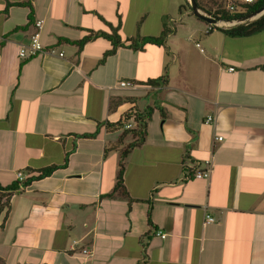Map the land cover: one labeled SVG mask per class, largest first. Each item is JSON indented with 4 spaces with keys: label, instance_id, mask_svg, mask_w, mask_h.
I'll use <instances>...</instances> for the list:
<instances>
[{
    "label": "crops",
    "instance_id": "obj_1",
    "mask_svg": "<svg viewBox=\"0 0 264 264\" xmlns=\"http://www.w3.org/2000/svg\"><path fill=\"white\" fill-rule=\"evenodd\" d=\"M25 1L0 0V185L52 168L18 183L0 209V258L264 264V29L207 30L210 23L179 10L185 0L15 5ZM36 19L44 49L22 59L18 48ZM116 25L121 40L169 33L163 44L118 46L103 58L111 42L94 34ZM147 107L144 141L123 161L127 196L112 193L120 151L132 140L120 135L136 124L110 125ZM207 164L208 177L192 178ZM205 214L215 220L204 223Z\"/></svg>",
    "mask_w": 264,
    "mask_h": 264
},
{
    "label": "trees",
    "instance_id": "obj_2",
    "mask_svg": "<svg viewBox=\"0 0 264 264\" xmlns=\"http://www.w3.org/2000/svg\"><path fill=\"white\" fill-rule=\"evenodd\" d=\"M194 2L198 9H200L201 11H203L204 13H206L207 15L215 19L224 20V21H230V20L235 19V20L241 21L239 23L233 24L226 28H220V30H222L227 35L246 36V35L259 32L264 29V13H262L260 16H258L257 18L249 22L246 21L250 16L257 13L264 6V0H253V1L251 0L250 2H244L242 5V9L238 11L228 10V9H223V8L221 9L209 8L205 2H202V0H194ZM210 3L214 4L215 2L211 0ZM15 5H29V0L25 2H17L15 3ZM186 9L192 13L191 7L187 0H185L184 3H182L179 6V10H186ZM168 33H169V29L164 27L158 36H143V37L134 36L131 38H126L124 40H121L120 36L117 33V25H116L115 27H111L110 32H98L97 34H94V35L103 36L107 38L108 40H110L111 42V48L108 49L104 53L103 55V58H104L106 55L112 53L115 50V48L118 46H124V47L136 50V49L142 48L147 43L156 44V45L163 44ZM91 36L92 35L84 36L82 39L76 41V44L79 47H81L83 43L87 41ZM103 58L101 59V61L103 60ZM148 83H155V80H150ZM129 112L124 113L121 120L115 123H112L110 125L111 128L118 129L123 126V123L129 121L131 118L133 122H135L136 124L134 128L123 130L122 134L120 135L123 137L126 134H128L131 136V139H132L129 143H127L124 147H122L120 151L118 168H117V172L115 176V183L112 189V193H118L123 196H127V193L123 185V179H122L123 171H124L123 161L127 153L130 151V149L140 145L144 141L145 120L150 117L151 108L147 107L144 109L143 112H138L136 110L134 111L130 110ZM51 168L52 167L42 169L37 174L25 177L20 182L16 180V183L14 184H9L7 186L0 185V209H2L3 207H8V199L10 196V192L18 188V183L20 184V186H26L32 180L48 175L51 171ZM147 220L150 223L149 217ZM0 264H6L2 258H0Z\"/></svg>",
    "mask_w": 264,
    "mask_h": 264
},
{
    "label": "built area",
    "instance_id": "obj_3",
    "mask_svg": "<svg viewBox=\"0 0 264 264\" xmlns=\"http://www.w3.org/2000/svg\"><path fill=\"white\" fill-rule=\"evenodd\" d=\"M251 0H243V3L244 2H250ZM228 7L230 9H232V6H229ZM238 22H241V21H238V20H230V21H223V20H220V21H217L213 24H209L208 26V29L207 30H210L212 28H215L217 26H231L233 24H236ZM34 25V30L33 32L31 33V35L29 36V40L26 44H23V45H20L19 48H18V51H17V55L18 57L20 58H28V57H31V56H34L36 55L37 53H40L43 51L44 47L42 46V44L40 43L39 41V34H40V29L42 27V20L41 19H36L33 23ZM6 39L5 38H2L0 37V45L3 41H5ZM50 52H53V50L51 49ZM59 56L62 55V53H58ZM229 70H232V68L230 67ZM119 85L121 87H129V86H134V83L131 82V81H127V80H121L119 82ZM213 119L212 116L208 115L206 116L204 122L205 123H209L211 122ZM125 128H128L130 127V124H125L124 125ZM216 139H221L220 136H216ZM210 171H211V167L209 164H207V167H205L204 169H198L194 172H192L191 176L192 178H206L209 176L210 174ZM190 174H186V179H189L191 178ZM16 180L18 182L22 181L23 180V174L21 172H17L16 173ZM215 219L209 215V214H205L204 216V223H208V222H213ZM155 234L161 238H164L165 237V233L160 231V230H157L155 232ZM80 252L85 255V256H89L90 255V250L88 248H85V247H82L80 249ZM84 264H88V263H84Z\"/></svg>",
    "mask_w": 264,
    "mask_h": 264
},
{
    "label": "rangeland",
    "instance_id": "obj_4",
    "mask_svg": "<svg viewBox=\"0 0 264 264\" xmlns=\"http://www.w3.org/2000/svg\"><path fill=\"white\" fill-rule=\"evenodd\" d=\"M215 3L211 4V0H202V2H205L207 4V6L209 8H223V9H228V10H241L242 9V5H243V0H213ZM253 1V0H252ZM229 6H232V9H230ZM264 9V8H263ZM262 9V10H263ZM260 11H258L257 13L253 14L252 16H250L246 21L249 22L253 19H255L258 15H259ZM207 23V22H206ZM239 23V22H238Z\"/></svg>",
    "mask_w": 264,
    "mask_h": 264
},
{
    "label": "water",
    "instance_id": "obj_5",
    "mask_svg": "<svg viewBox=\"0 0 264 264\" xmlns=\"http://www.w3.org/2000/svg\"><path fill=\"white\" fill-rule=\"evenodd\" d=\"M188 3H189V5H190V7H191V11H192L193 15H195V16L198 17V18H200L201 20H203V21H205V22H207V23H211V24H213V23H215V22H217V21H220V20H218V19H215V18H213V17L207 15L206 13H204L203 11H201L200 9H198V8L196 7V5H195L194 0H188ZM263 8H264V6L259 10L260 13H259L258 16H260L262 13H264V9H263ZM262 9H263V10H262ZM258 16H257V17H258ZM257 17H256V18H257Z\"/></svg>",
    "mask_w": 264,
    "mask_h": 264
},
{
    "label": "clouds",
    "instance_id": "obj_6",
    "mask_svg": "<svg viewBox=\"0 0 264 264\" xmlns=\"http://www.w3.org/2000/svg\"><path fill=\"white\" fill-rule=\"evenodd\" d=\"M224 21V20H223Z\"/></svg>",
    "mask_w": 264,
    "mask_h": 264
}]
</instances>
